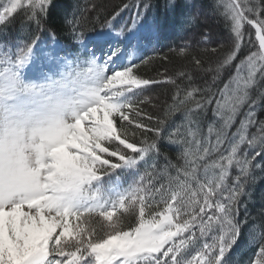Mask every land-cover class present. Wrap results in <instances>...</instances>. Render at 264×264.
Returning a JSON list of instances; mask_svg holds the SVG:
<instances>
[{
  "label": "snow or ice",
  "instance_id": "6c2138e0",
  "mask_svg": "<svg viewBox=\"0 0 264 264\" xmlns=\"http://www.w3.org/2000/svg\"><path fill=\"white\" fill-rule=\"evenodd\" d=\"M78 9L0 2V264H264V0ZM174 34L182 68L141 75Z\"/></svg>",
  "mask_w": 264,
  "mask_h": 264
},
{
  "label": "trees",
  "instance_id": "16d2710c",
  "mask_svg": "<svg viewBox=\"0 0 264 264\" xmlns=\"http://www.w3.org/2000/svg\"><path fill=\"white\" fill-rule=\"evenodd\" d=\"M2 0H0L1 2ZM133 0H116L112 4L106 2L105 0H60L62 4H76L79 6L77 16L79 17L81 12L83 13L84 19L81 21L85 30L90 29L91 27H99V24L103 22V16L111 13L117 6L122 5L123 3H132ZM92 4H97L103 8V13L99 20L95 19L96 13L94 11L89 10ZM134 11V9H133ZM23 12H21V16ZM212 19H217L219 24V30H222L224 34L227 35V29L225 27L224 21L220 17L210 18L207 22L210 24ZM246 29L252 34V38L254 40V30L250 28V26L246 25ZM59 38L66 40V37L63 34L59 35ZM181 43L178 37L174 34L169 36L167 39L161 41L159 49H156L152 54L153 59L149 62L147 66H143L139 69L141 75L146 76L148 78H156L162 79L158 73H165L167 70L168 75L174 74L177 70L181 69L184 65V61L179 59L174 52L169 51V47H175L176 44ZM167 56L168 59L164 60L162 57ZM210 59H215L211 54L209 55ZM152 92L155 93L156 98H152V104L156 106L153 107L152 104H146L143 106L144 111L154 115L160 116L162 115L163 109L168 103H171L170 97L172 94V86L159 84L152 85ZM145 93V95H149L152 93ZM260 118L264 119V114H260ZM174 121H180L179 116L173 118ZM147 123V121H145ZM154 123V121H153ZM117 126H119V121H117ZM122 147V146H121ZM167 147V146H165ZM169 154L175 159L177 149L173 147L168 148ZM264 190V181H259L253 191L252 200L249 202L248 208L249 211L255 215L260 210L261 205V193Z\"/></svg>",
  "mask_w": 264,
  "mask_h": 264
},
{
  "label": "rangeland",
  "instance_id": "374dc122",
  "mask_svg": "<svg viewBox=\"0 0 264 264\" xmlns=\"http://www.w3.org/2000/svg\"><path fill=\"white\" fill-rule=\"evenodd\" d=\"M105 1L108 2V3H110V4H112V3L115 2L116 0H105ZM1 2H2V1H1ZM123 15H124L125 18H127V16H128V12L123 13ZM210 25L213 27V29L215 30V32L220 33V34L226 36V34H224V33L222 32V30H219L220 27H219V24H218L217 19H212ZM149 50H150V49H149ZM150 95H151L152 98H154V99L156 98V95H155L154 92H152ZM179 122H180V121H178V122L176 121V123H179ZM128 177H129L130 182H131L132 179H133V177H132V176H129V175H128ZM262 192H264V190H263Z\"/></svg>",
  "mask_w": 264,
  "mask_h": 264
}]
</instances>
